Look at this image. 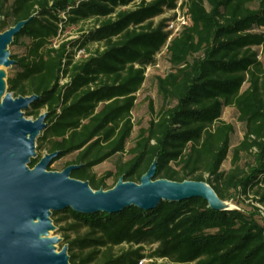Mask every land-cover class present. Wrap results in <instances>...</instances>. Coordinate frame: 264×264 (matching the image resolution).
I'll use <instances>...</instances> for the list:
<instances>
[{
	"label": "trees",
	"instance_id": "obj_1",
	"mask_svg": "<svg viewBox=\"0 0 264 264\" xmlns=\"http://www.w3.org/2000/svg\"><path fill=\"white\" fill-rule=\"evenodd\" d=\"M178 7L189 23L168 39L170 18H154ZM0 16V32L31 17L11 43L23 51L11 53L8 90L40 96L28 109L35 118L48 111L36 148L59 151L55 159L76 153L71 176L107 189L112 173L96 177L93 166L117 156L115 184L140 182L156 159L155 179L206 181L222 200L253 192L264 202V0H0ZM87 21L78 38L55 41ZM163 50L168 68L155 75L163 104L128 147L137 92ZM229 105L244 125L234 146V125L222 118ZM65 211L73 228H86L64 237L71 264H264L256 206L217 209L191 197L149 210ZM122 243L130 247L116 252ZM145 243L157 246L146 252Z\"/></svg>",
	"mask_w": 264,
	"mask_h": 264
},
{
	"label": "water",
	"instance_id": "obj_2",
	"mask_svg": "<svg viewBox=\"0 0 264 264\" xmlns=\"http://www.w3.org/2000/svg\"><path fill=\"white\" fill-rule=\"evenodd\" d=\"M30 18L0 32V65L14 64L8 47ZM5 76L0 72V264H71L68 246L56 251L53 244L60 239L43 236L54 228L53 211L72 208L85 214L115 213L131 206L149 210L162 201L191 197H203L217 209L233 208L206 181L155 179L156 159L140 182L120 177L106 190L71 176L80 164H70L62 171L48 170L59 151L47 152L30 167L36 139L48 125V111L27 118L23 110L40 96L5 93Z\"/></svg>",
	"mask_w": 264,
	"mask_h": 264
},
{
	"label": "rangeland",
	"instance_id": "obj_3",
	"mask_svg": "<svg viewBox=\"0 0 264 264\" xmlns=\"http://www.w3.org/2000/svg\"><path fill=\"white\" fill-rule=\"evenodd\" d=\"M12 1V0H10ZM176 14L173 10H167L164 14L156 16L154 18V21L157 22L162 18H171ZM94 24V21H87L84 23H81L80 25H71L66 27L60 32V36L55 39V41H58L60 39H75L78 38L84 31L92 27ZM96 45H91V48H94ZM10 53H21L23 51V47L18 45H9L8 47ZM78 50V49H77ZM85 53V52H84ZM168 68V62L167 57L164 52V50L158 55V65H152L148 67L147 69V79L144 82L141 89L137 92V100L135 107L132 110V118L134 121V131L132 134V138L128 144V147L133 144V141L137 135L138 129L142 125H147L150 119L155 115V113L158 111V109L163 104V99L159 95L157 91V86L155 83V75L156 74H164L166 69ZM0 72H4L6 74L5 80H6V88L5 93L8 92V84H7V77L14 72V68L12 66L7 67L4 65H0ZM247 87V83L243 86V89ZM153 107V109L151 108ZM30 108V107H29ZM24 109V115L27 118L35 119V116L33 114H28V109ZM47 111L46 107H43L40 109V114ZM222 118L226 121L232 122L234 125V132L232 135V146L237 144L240 139L243 136L244 133V125L238 120V113L235 108V106H227L224 109ZM37 137V141H38ZM37 145V142H36ZM46 147H37L36 148V155L35 157L31 158V161L34 159H37L38 161L47 153ZM76 153H71L64 155L62 157H59L57 159H53L50 164L48 165V170L53 171H62L69 162L73 161L75 159ZM117 159V156H113L91 168V173L95 174L96 177L103 176L107 173H112L110 176L107 177V184L109 186L115 185V173H116V167H115V160ZM32 162L28 163V165L31 167ZM231 166V151L226 158V160L223 163V169L227 170ZM108 189V188H107ZM106 190V189H105ZM239 199L237 200H227L225 201L226 204H228L231 207H239L243 208L245 210H252L254 206L258 207V214L257 217L260 219L262 223H264V202H260L256 200L259 195L256 196L253 192L248 193H241L238 195ZM57 214L51 215L52 223L54 225V228L50 229L47 235H43L44 237H57L60 240L56 243H54V247L56 251H60L63 247L68 246V243L64 239L65 235H69V239L74 238L75 236L82 235L86 228L85 226L81 227H72L74 224V219L65 209L56 211ZM157 246L156 243H145V251L151 252L155 247ZM130 247L129 243H122L114 247L116 252H120L123 249H127ZM158 264L161 263H167V264H173L169 260L158 258ZM148 262V261H145ZM195 264V263H192Z\"/></svg>",
	"mask_w": 264,
	"mask_h": 264
},
{
	"label": "built area",
	"instance_id": "obj_4",
	"mask_svg": "<svg viewBox=\"0 0 264 264\" xmlns=\"http://www.w3.org/2000/svg\"><path fill=\"white\" fill-rule=\"evenodd\" d=\"M174 12H176V14L171 17L168 21H167V26H166V31L169 32V37L168 39H171L174 35H176L177 33L180 32V30L189 23V17L188 15L186 14L185 10H182L180 9L179 7L176 8L175 10H173ZM85 50L84 48H79L76 53H75V56H74V59H78L80 56L84 55L85 53ZM161 53V52H160ZM159 53V54H160ZM158 54V55H159ZM157 55V57H158ZM154 66L155 65H158V60L155 64H153ZM152 66V65H150ZM148 66V67H150ZM147 67V69H148ZM146 76H147V70H146ZM149 259L148 258H142L140 260V264L145 262V261H148Z\"/></svg>",
	"mask_w": 264,
	"mask_h": 264
}]
</instances>
